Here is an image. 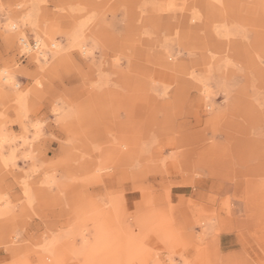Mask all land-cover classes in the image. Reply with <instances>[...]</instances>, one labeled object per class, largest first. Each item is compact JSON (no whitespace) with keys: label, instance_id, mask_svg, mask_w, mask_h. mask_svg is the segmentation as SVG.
Returning <instances> with one entry per match:
<instances>
[{"label":"rangeland","instance_id":"1","mask_svg":"<svg viewBox=\"0 0 264 264\" xmlns=\"http://www.w3.org/2000/svg\"><path fill=\"white\" fill-rule=\"evenodd\" d=\"M225 233L264 264V0H0V264H219Z\"/></svg>","mask_w":264,"mask_h":264},{"label":"crops","instance_id":"2","mask_svg":"<svg viewBox=\"0 0 264 264\" xmlns=\"http://www.w3.org/2000/svg\"><path fill=\"white\" fill-rule=\"evenodd\" d=\"M175 192L177 196H191L194 193V189L180 187L176 188ZM233 238L232 235L225 233L219 235L216 239L217 248L213 252V257L217 258L216 260L219 264H241L242 259L247 260L246 252L238 246Z\"/></svg>","mask_w":264,"mask_h":264},{"label":"bare ground","instance_id":"3","mask_svg":"<svg viewBox=\"0 0 264 264\" xmlns=\"http://www.w3.org/2000/svg\"><path fill=\"white\" fill-rule=\"evenodd\" d=\"M215 1H218V0H215ZM196 2H198V1H196ZM42 41H43L42 38L41 37H38L37 46H41V47L43 46L44 48H46L44 41H43V43H42ZM76 42L77 41H75V44H76ZM25 47L28 49L29 46L26 45ZM80 48H81V45H80ZM82 49H81V51H82ZM85 52L86 51H84V52L82 51V53H84V54L88 53V52H86V53ZM219 53H221V52H219ZM47 54H48V50H46V49L45 50L44 49L39 50L36 53V59H37V61H40V60L45 61V60H47L46 59L47 58ZM4 73H7V71H4ZM8 74H9V72H8ZM4 75L5 76L2 77L3 80H5V81L8 80L9 82H12L13 81L14 78L10 77V75H7V74H4Z\"/></svg>","mask_w":264,"mask_h":264}]
</instances>
